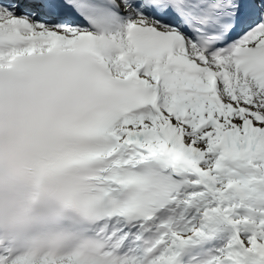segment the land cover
<instances>
[{
	"label": "snow or ice",
	"instance_id": "snow-or-ice-1",
	"mask_svg": "<svg viewBox=\"0 0 264 264\" xmlns=\"http://www.w3.org/2000/svg\"><path fill=\"white\" fill-rule=\"evenodd\" d=\"M0 264H264V0H0Z\"/></svg>",
	"mask_w": 264,
	"mask_h": 264
}]
</instances>
